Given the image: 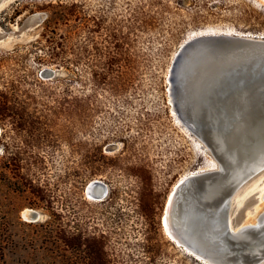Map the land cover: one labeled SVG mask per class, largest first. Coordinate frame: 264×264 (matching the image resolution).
<instances>
[{
  "label": "rangeland",
  "instance_id": "obj_1",
  "mask_svg": "<svg viewBox=\"0 0 264 264\" xmlns=\"http://www.w3.org/2000/svg\"><path fill=\"white\" fill-rule=\"evenodd\" d=\"M205 30L264 35V0L0 10V264H206L163 227L179 182L218 170L172 102L177 52ZM94 180L103 201L87 196ZM263 190L264 169L231 196L234 224L256 223Z\"/></svg>",
  "mask_w": 264,
  "mask_h": 264
},
{
  "label": "water",
  "instance_id": "obj_2",
  "mask_svg": "<svg viewBox=\"0 0 264 264\" xmlns=\"http://www.w3.org/2000/svg\"><path fill=\"white\" fill-rule=\"evenodd\" d=\"M14 1L0 0V10ZM246 34L187 40L172 66L173 112L191 136L209 147L221 169L190 175L177 185L171 228L175 235H192L212 245L218 264H264V212L255 224L244 225L237 237L231 211V196L264 169V36ZM194 81L198 97L187 99L185 89ZM242 155L255 165L246 166L245 173ZM96 187L107 192L99 180L88 186ZM229 241L242 247H228Z\"/></svg>",
  "mask_w": 264,
  "mask_h": 264
},
{
  "label": "bare ground",
  "instance_id": "obj_3",
  "mask_svg": "<svg viewBox=\"0 0 264 264\" xmlns=\"http://www.w3.org/2000/svg\"><path fill=\"white\" fill-rule=\"evenodd\" d=\"M223 33H226V34H241V33H227V32H209V33H203V34H199V35H196L192 38H195V37H198V36H204V35H207V34H223ZM246 35H252V34H246ZM254 36V35H252ZM255 36H258V35H255ZM260 37V36H259ZM190 38V39H192ZM189 39V40H190ZM229 64V63H228ZM180 83H184V81L180 78ZM199 85L197 84V82H192V83H189V85L187 86V88L185 89V91H187V93L185 94V97L187 99H191L192 97H198V87ZM172 91V89H171ZM193 100H187L186 103H189L192 102ZM196 101V100H194ZM172 102H173V93H172ZM174 109V108H173ZM191 111H194L193 108H190ZM197 112H194V114L196 116H198L199 114H196ZM210 112L207 111L206 112V115H208ZM188 134L189 132L187 130H185ZM199 146H201L199 143H197ZM206 146V153L208 155H212V152L211 150L209 149V147L205 144ZM241 148H238V150H240ZM242 150V149H241ZM240 150V152H241ZM241 161H242V165H241V169H245L243 171H241L242 173H245L247 168L246 166H249L251 165V168L252 167H255L252 166L254 163L252 162H249V157L247 156H244L242 155L241 157ZM221 169V165L218 164V170ZM215 170V169H213ZM213 170H202V171H197V172H193L191 174H189L188 176L190 175H194V174H199V173H204V172H207V171H213ZM188 176H186L185 178H187ZM185 178H183L182 180H184ZM237 179H241V177H237ZM181 180V181H182ZM180 183V182H179ZM108 194V190L107 192L105 190H103L101 187H96V188H88L87 190V196L88 198H90L91 200H94V201H102L105 199V197L107 196ZM174 196V195H173ZM173 196L171 197L170 199V202L167 206V209H166V212H165V216L163 218V227H164V230L166 232V234L176 243L178 244L179 246H181L188 254L192 255V256H195L196 258H198V260H202L203 262H205L206 264H218L217 261L215 260V253L212 251V245L204 242V241H201L198 237H195L194 238L192 237V235H185V234H181V235H178V234H174L172 228H171V220H170V213L172 211V205L173 203L175 202V197L173 199ZM263 198H264V190H263V194H262ZM30 215V216H29ZM25 217L27 218H37L36 216V213L35 212H32L31 210L30 211H27L25 214H24ZM244 225H238L235 227V229H233V232L235 236L237 237H240L241 236V229L243 228ZM184 239H188L186 242L184 241Z\"/></svg>",
  "mask_w": 264,
  "mask_h": 264
},
{
  "label": "trees",
  "instance_id": "obj_4",
  "mask_svg": "<svg viewBox=\"0 0 264 264\" xmlns=\"http://www.w3.org/2000/svg\"><path fill=\"white\" fill-rule=\"evenodd\" d=\"M209 32H228V31H215V30H205V31H200V32H196V33H193V34H191L188 38H187V40H189L190 38H192V37H194V36H196V35H199V34H202V33H209ZM228 33H235V32H228ZM247 34H251V33H247ZM252 35H254V34H252ZM258 36H261V35H258ZM262 36H264V35H262ZM186 40V41H187ZM185 43V42H184ZM186 132V131H185ZM186 134L189 136V134L186 132ZM196 146L198 147V144H196ZM213 166V164L210 166V167H207V168H205V169H200V170H206V169H209V168H211ZM200 170H197V171H200ZM197 171H194V172H197ZM193 173V172H192ZM103 201V200H102ZM185 251V250H184ZM186 252V251H185ZM187 253V252H186ZM188 254V253H187ZM188 255H190V254H188Z\"/></svg>",
  "mask_w": 264,
  "mask_h": 264
}]
</instances>
